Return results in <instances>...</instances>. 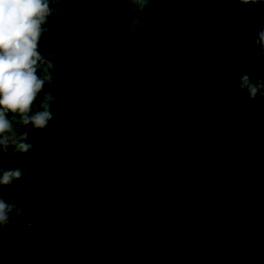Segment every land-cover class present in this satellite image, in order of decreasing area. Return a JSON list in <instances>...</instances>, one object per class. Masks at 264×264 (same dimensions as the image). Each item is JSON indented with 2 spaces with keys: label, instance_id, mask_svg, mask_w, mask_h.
<instances>
[{
  "label": "trees",
  "instance_id": "obj_1",
  "mask_svg": "<svg viewBox=\"0 0 264 264\" xmlns=\"http://www.w3.org/2000/svg\"><path fill=\"white\" fill-rule=\"evenodd\" d=\"M51 6L40 51L57 72L52 119L30 129L27 152L7 146L24 171L2 192L23 209L9 224L35 218L28 173L43 210L3 230L2 264H264V96L236 87L264 79V4ZM0 168L18 167L0 153Z\"/></svg>",
  "mask_w": 264,
  "mask_h": 264
},
{
  "label": "clouds",
  "instance_id": "obj_2",
  "mask_svg": "<svg viewBox=\"0 0 264 264\" xmlns=\"http://www.w3.org/2000/svg\"><path fill=\"white\" fill-rule=\"evenodd\" d=\"M62 0H0V152L9 144L17 150L27 152L32 145L21 139V133L14 129L13 118L19 117L17 125L33 129L45 128L52 119L50 104L54 96L49 92L40 100L38 110L33 106L40 99L45 88L46 77L41 74L40 40L46 32L45 25L55 9L51 6ZM133 6V11L142 13L146 5L156 0H122ZM221 2V0H217ZM243 4H264V0H233ZM140 20L133 17L126 31H134L140 26ZM261 30L254 41L264 56V20ZM236 87L246 95L247 101H253L258 95L264 96V79L255 82L251 74H241ZM256 105L249 103L246 109L252 114ZM23 175L20 168L4 170L0 168V243L3 229L8 226L12 215H19L22 206L15 201H6L2 195L3 187L10 185ZM3 261V249L0 247V264Z\"/></svg>",
  "mask_w": 264,
  "mask_h": 264
},
{
  "label": "water",
  "instance_id": "obj_3",
  "mask_svg": "<svg viewBox=\"0 0 264 264\" xmlns=\"http://www.w3.org/2000/svg\"><path fill=\"white\" fill-rule=\"evenodd\" d=\"M42 60L48 62L50 64V66L52 67V77H51V80L48 84V86L45 88V90L40 94V99L37 100V103L36 105L38 104V102L46 95V93L49 92V90L52 88V86L54 85V81H55V78H56V70L52 64V62L50 60H48L47 58L45 57H42ZM35 106V105H34ZM33 106V107H34ZM30 127H27L26 128V132L25 134H23L21 136V139H24L26 137V141H28V138H29V132H30ZM25 141V142H26ZM9 145H12V144H9ZM2 154V156H4L6 159H8L9 161H11L13 164H15L18 168H20L22 171L23 170V167L20 166L15 160H12L6 153V149L3 151V152H0ZM27 176L29 177V179L31 180L32 184H33V187L37 193V197H38V200H39V203H40V209H39V212H38V215L42 212L43 210V204H44V200H43V197H42V194L40 192V189H39V186L37 184V182L35 181V179L27 173ZM38 215L35 217V218H32L30 220H26V221H21V222H17V223H13V224H8L7 227H5L3 230L5 229H9V228H15V227H24V226H28L32 223L35 222V220L37 219Z\"/></svg>",
  "mask_w": 264,
  "mask_h": 264
}]
</instances>
